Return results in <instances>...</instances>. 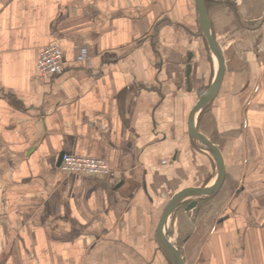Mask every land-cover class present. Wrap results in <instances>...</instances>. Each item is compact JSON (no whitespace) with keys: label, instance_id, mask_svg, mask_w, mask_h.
<instances>
[{"label":"crops","instance_id":"obj_1","mask_svg":"<svg viewBox=\"0 0 264 264\" xmlns=\"http://www.w3.org/2000/svg\"><path fill=\"white\" fill-rule=\"evenodd\" d=\"M205 8L223 77L195 121L225 177L180 205L173 246L183 264H264V0ZM50 44L65 65L44 79ZM216 70L193 0H0V264H170L156 242L166 205L217 175L187 126ZM61 153L115 175L64 176Z\"/></svg>","mask_w":264,"mask_h":264},{"label":"water","instance_id":"obj_2","mask_svg":"<svg viewBox=\"0 0 264 264\" xmlns=\"http://www.w3.org/2000/svg\"><path fill=\"white\" fill-rule=\"evenodd\" d=\"M193 1L198 17L200 32L204 36L209 51L216 62L217 70L210 86L198 98L189 112L187 119L188 136L196 148L206 153L211 158L216 167L217 175L212 185L201 189H188L178 192L169 200L168 204L166 205L156 228V242L163 255L169 260L170 264H183V261L179 251L173 246L171 239L164 230L169 218L187 199H190V201L186 205V210L190 211L196 206L198 200L214 197L220 190L225 177L223 160L218 149L214 147L209 141L200 136L196 129V115L206 104L211 102L216 97L219 91L223 77V62L213 37L211 25L205 8V0ZM63 155L64 153L59 155L57 166L60 165Z\"/></svg>","mask_w":264,"mask_h":264},{"label":"built area","instance_id":"obj_3","mask_svg":"<svg viewBox=\"0 0 264 264\" xmlns=\"http://www.w3.org/2000/svg\"><path fill=\"white\" fill-rule=\"evenodd\" d=\"M74 60L81 64L89 60V52L86 46L76 45L74 47ZM64 65L62 52L57 45L50 44L40 50L36 68L41 78L47 79L59 75L62 73ZM58 169L64 176L113 177L115 175L109 164L102 159L70 154L63 155Z\"/></svg>","mask_w":264,"mask_h":264},{"label":"rangeland","instance_id":"obj_4","mask_svg":"<svg viewBox=\"0 0 264 264\" xmlns=\"http://www.w3.org/2000/svg\"><path fill=\"white\" fill-rule=\"evenodd\" d=\"M204 90H206V88H204L202 92H204ZM181 209H183V207L180 206L166 226L168 234L172 239V243L177 249L181 247Z\"/></svg>","mask_w":264,"mask_h":264}]
</instances>
